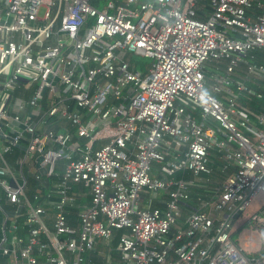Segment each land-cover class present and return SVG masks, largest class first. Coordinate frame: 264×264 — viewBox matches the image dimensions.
Returning a JSON list of instances; mask_svg holds the SVG:
<instances>
[{
    "label": "built area",
    "instance_id": "obj_1",
    "mask_svg": "<svg viewBox=\"0 0 264 264\" xmlns=\"http://www.w3.org/2000/svg\"><path fill=\"white\" fill-rule=\"evenodd\" d=\"M202 2L0 0V264H264V0Z\"/></svg>",
    "mask_w": 264,
    "mask_h": 264
},
{
    "label": "trees",
    "instance_id": "obj_2",
    "mask_svg": "<svg viewBox=\"0 0 264 264\" xmlns=\"http://www.w3.org/2000/svg\"><path fill=\"white\" fill-rule=\"evenodd\" d=\"M107 0H89V2L95 6L96 8L98 9H101L103 7V5L105 4ZM204 2V3H203ZM203 4H205V6L207 7L208 6V0H203ZM199 15H202V10L199 9ZM15 152L17 151H20L21 150V147H16L14 148ZM213 168H214V173H218L220 172L221 168L219 167V162H216L214 165H213ZM36 187V181L35 179H33V177H29V192H31L34 188ZM195 196V195H194ZM160 207H163L162 205L159 204ZM185 208V210L188 208H186V206H183ZM75 211H72L71 212V216H70V220L72 222H74L75 220H77L74 216H73V213ZM126 228H115L114 229V233H113V236H112V240H111V245L113 247H115L118 242H119V239L121 237V235L126 232Z\"/></svg>",
    "mask_w": 264,
    "mask_h": 264
},
{
    "label": "crops",
    "instance_id": "obj_3",
    "mask_svg": "<svg viewBox=\"0 0 264 264\" xmlns=\"http://www.w3.org/2000/svg\"><path fill=\"white\" fill-rule=\"evenodd\" d=\"M82 192L85 193L86 189L82 188ZM85 201V200H84ZM253 209L254 208V204L251 206ZM73 216L75 218H77V215L75 214V212L73 213ZM237 218V217H236ZM258 237V236H256ZM258 241V238H257ZM245 243V242H244ZM246 244V243H245ZM248 248H250L251 250H256V248L252 247L250 244H248ZM110 257H116V252H113V248L110 249L108 248L107 243H101L99 246L96 247V249L92 252L91 254V261L93 264H108V259Z\"/></svg>",
    "mask_w": 264,
    "mask_h": 264
},
{
    "label": "rangeland",
    "instance_id": "obj_4",
    "mask_svg": "<svg viewBox=\"0 0 264 264\" xmlns=\"http://www.w3.org/2000/svg\"><path fill=\"white\" fill-rule=\"evenodd\" d=\"M144 61H145V59H144ZM253 204H254V208L255 209H253L252 207H249L248 209H246L244 211L243 216H249L255 210H257L261 205H263L264 204V195L263 194H259L258 197L253 202ZM243 233L244 234L245 233L256 234L258 237H260V232L258 230H255L251 225H248V228L246 230H244Z\"/></svg>",
    "mask_w": 264,
    "mask_h": 264
},
{
    "label": "water",
    "instance_id": "obj_5",
    "mask_svg": "<svg viewBox=\"0 0 264 264\" xmlns=\"http://www.w3.org/2000/svg\"><path fill=\"white\" fill-rule=\"evenodd\" d=\"M1 127H2V123H0V137H2L3 136V131H2V129H1ZM61 131H64V129H62ZM42 158H43V156L42 155H39L38 157H37V163H36V166L37 167H39V163H40V161L42 160ZM240 212H241V210H238L235 214H234V217H237L239 214H240Z\"/></svg>",
    "mask_w": 264,
    "mask_h": 264
}]
</instances>
